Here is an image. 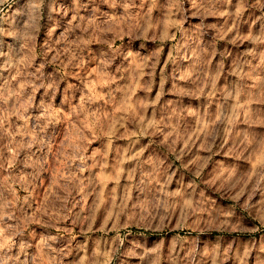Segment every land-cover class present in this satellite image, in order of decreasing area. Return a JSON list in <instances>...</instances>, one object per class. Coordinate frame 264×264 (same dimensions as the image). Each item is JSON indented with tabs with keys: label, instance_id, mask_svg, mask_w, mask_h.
Here are the masks:
<instances>
[{
	"label": "clouds",
	"instance_id": "1",
	"mask_svg": "<svg viewBox=\"0 0 264 264\" xmlns=\"http://www.w3.org/2000/svg\"><path fill=\"white\" fill-rule=\"evenodd\" d=\"M73 2L0 0V264H264V0Z\"/></svg>",
	"mask_w": 264,
	"mask_h": 264
},
{
	"label": "rangeland",
	"instance_id": "2",
	"mask_svg": "<svg viewBox=\"0 0 264 264\" xmlns=\"http://www.w3.org/2000/svg\"><path fill=\"white\" fill-rule=\"evenodd\" d=\"M63 2L66 3V4H70L71 5V8L69 9L68 16L66 18H64V20L67 21V20H70L72 18V14H73L72 9H75L76 6H75V3L73 2V0H63ZM82 2H87V0H82ZM97 2H99V0H97ZM197 2L199 3L200 0H197ZM235 2H236V0H233V3H235ZM17 3H19V0H17ZM160 3L163 4L164 0H160ZM185 6H186V9L188 10V15L190 17L189 23L190 24L199 23L200 22V18L199 17H193L191 15V13L193 11H195V9L192 8L190 0H185ZM204 6H206V5H204ZM262 11H264V10L252 9L249 12H246L245 13V19L248 21V24H251V21L252 20H256L257 17H261L260 20H257V24L264 23V16H262ZM163 12H164V9L158 7L153 12V16L154 17H162ZM60 15L63 16V13L61 12ZM209 20H211L212 22H216V23H222L223 22L222 19H219V18H216V17H209L208 20H205V23H207ZM248 24L243 25V27H247ZM62 30H63V24L61 25V27L57 28V32H56V34L54 35L53 38H55V36H58L59 33ZM128 40H129V37H124L123 40H119V41L116 42V46L119 47L122 44L126 45L128 43ZM140 43H146L147 46L149 48H151V47H153L155 42H152V41H134L132 46L134 48L138 49ZM104 46L105 45L101 44L99 42V40H97V42L94 45H92L93 48H100V47H104ZM224 46H225V42L224 41H220L219 47L221 49H223ZM228 47L232 48L231 45H228ZM242 47H247V44H244ZM139 50L141 52L144 51V49H139ZM228 59H231V57H229ZM163 63H164V58L162 57L161 58V62H160V66L157 67V69H156L157 82H159L160 70H161V68H163ZM93 67H94V65H93ZM170 68H171V65H169V69ZM70 79L73 82H78L75 77H71ZM93 85L95 87H100L101 86L99 78L94 79ZM154 92H155V89L153 90V94H154ZM59 98H60V94H58V100H59ZM165 99H167V97H165ZM101 103H103V101H101ZM106 115H107V113H106ZM73 119H74L73 117L66 116L64 118V120L61 121L59 124L55 125V127L63 128L65 131H67L68 123L70 121H72ZM120 142H126V141L122 140ZM93 143H99V140H96ZM57 147L59 148V145ZM158 150L163 152L165 149L164 148H160ZM221 156H224V154L221 153ZM224 158L225 159H230L232 157L224 156ZM169 162H171V159L169 160ZM174 166L178 167L179 166V162H176V164ZM56 167H57V157L53 156L49 160V171L43 173L42 182L38 183L36 188H35V192L33 194V199L36 201V206H39V204L42 203L47 198V196H48V194L50 192H54L55 191V188L52 187V180L55 178V171L54 170H55ZM181 171H183V169H181ZM178 175H179V173H178ZM21 195H24V193H21ZM214 197H215L214 203H216L217 200L221 199L219 193H214ZM246 199H247V196L242 198L241 204H243ZM258 201H259V193H257L256 196L253 197V199L251 201V204L254 205V207H251L250 211L247 210V209H239V211L242 213L244 219L249 222V226H252V225H255V226H258V227L260 226L259 216L262 213H264V203H260ZM223 202L231 204V201H229L227 199H223ZM77 211H79V208H77ZM170 223H177V218L175 216H173V219H172V221ZM33 227H37V226L34 225ZM76 231L79 232V229L77 228ZM132 231H133L134 235L137 234L138 232H140V230L135 229V228H133ZM185 232L190 233L191 235H195L194 232H190V230L187 229V228L184 230V232L181 233V235L185 234ZM172 234H175V233H169V232L166 231V232H163V233H161L159 235H162L167 240V237L169 235H172ZM142 235L146 239L149 240V243L151 242L152 239L155 238L153 233H151V232H145V233H142ZM207 235L209 237H215V236L223 235L226 239L234 238V239H238V240H253V239L260 240L261 237H264V227H261L260 231L256 232V233H248V232H245V233H227V232L218 233V232H211V233H208ZM165 255H167V245H165ZM126 264H138V261L134 257H129V258H126ZM145 264H147V262H145ZM227 264H232V261L229 260L227 262ZM249 264H250V262H249Z\"/></svg>",
	"mask_w": 264,
	"mask_h": 264
}]
</instances>
